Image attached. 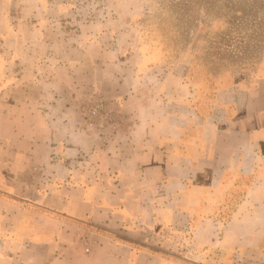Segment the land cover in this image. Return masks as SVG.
<instances>
[{"label":"crops","instance_id":"crops-1","mask_svg":"<svg viewBox=\"0 0 264 264\" xmlns=\"http://www.w3.org/2000/svg\"><path fill=\"white\" fill-rule=\"evenodd\" d=\"M59 10L0 0V264H264V52L246 83L152 70L88 132Z\"/></svg>","mask_w":264,"mask_h":264},{"label":"rangeland","instance_id":"rangeland-1","mask_svg":"<svg viewBox=\"0 0 264 264\" xmlns=\"http://www.w3.org/2000/svg\"><path fill=\"white\" fill-rule=\"evenodd\" d=\"M51 1L61 10L42 13L59 25L38 29L65 36L54 51L81 52V82L103 94L82 111L98 96L114 106L124 88L156 84L158 68L187 72L203 89L246 83L264 52V0Z\"/></svg>","mask_w":264,"mask_h":264},{"label":"built area","instance_id":"built-area-1","mask_svg":"<svg viewBox=\"0 0 264 264\" xmlns=\"http://www.w3.org/2000/svg\"><path fill=\"white\" fill-rule=\"evenodd\" d=\"M85 117V130L97 132L118 124V117L113 106L101 96L96 97L82 111Z\"/></svg>","mask_w":264,"mask_h":264}]
</instances>
